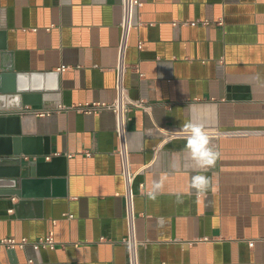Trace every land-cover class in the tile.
Instances as JSON below:
<instances>
[{
	"label": "crops",
	"instance_id": "crops-1",
	"mask_svg": "<svg viewBox=\"0 0 264 264\" xmlns=\"http://www.w3.org/2000/svg\"><path fill=\"white\" fill-rule=\"evenodd\" d=\"M121 1L0 0V67L27 73L28 105L51 113L25 129L63 157L20 209L0 196V237L53 235L56 248L2 249L0 264H128L115 115L57 109L115 98ZM140 2L126 84L152 105L129 122L141 264H264V0ZM189 124L245 133L210 137L217 159L201 168L188 137L166 138Z\"/></svg>",
	"mask_w": 264,
	"mask_h": 264
},
{
	"label": "built area",
	"instance_id": "built-area-1",
	"mask_svg": "<svg viewBox=\"0 0 264 264\" xmlns=\"http://www.w3.org/2000/svg\"><path fill=\"white\" fill-rule=\"evenodd\" d=\"M140 0H122V18L119 24L120 39L118 43V59L114 67L115 70V90L116 95L113 101H80L70 105L60 103L57 109L69 110L75 109L82 113L91 114L101 109H110L115 115V130L117 135L118 147L117 154L121 163V174L125 184V220H126V234L123 237V242L126 244L128 252V264H141L140 248L143 245L138 236L137 231V212L135 207V191L134 181L138 171L132 167L131 161V146L129 139V122L131 120L130 112L134 108H141L146 111L151 109V103L144 98H133L130 95L129 88L126 84V76L129 68L127 60L128 49L130 47V40L133 29L136 27L135 15L136 10L140 6ZM223 21H220L222 24ZM139 47H142V42H139ZM65 68V67H63ZM143 76V73H140ZM33 113L36 116H44L51 113V110L34 109L30 105H26L19 113ZM209 138H217L222 135H238L244 134L245 131L239 130H223L215 126L203 127ZM167 139L188 137L189 132L186 127L170 128L165 131ZM73 217V214H69ZM223 238V237H222ZM205 240H211L210 237H205ZM255 241H250V246H254ZM57 245L56 239L53 235H45L37 240L31 241L27 237L17 238L14 236L0 237V251L2 249H26L32 246L35 250L40 249H55ZM33 263V259L28 260V264Z\"/></svg>",
	"mask_w": 264,
	"mask_h": 264
},
{
	"label": "water",
	"instance_id": "water-1",
	"mask_svg": "<svg viewBox=\"0 0 264 264\" xmlns=\"http://www.w3.org/2000/svg\"><path fill=\"white\" fill-rule=\"evenodd\" d=\"M26 76L27 73H17L12 67H0V98L6 99L0 105L1 111L19 113L26 105L33 103L31 94L34 90L25 81ZM18 78L24 81L19 84ZM11 98L14 100L10 102ZM35 117L29 112L0 116V196H17L19 202L16 208L19 209L28 204L26 201L37 198L29 193L31 182L39 178H52L56 166L63 161L62 156L47 160L52 152L50 147L35 144L41 138L34 132L26 131V125ZM25 170L28 173L26 176Z\"/></svg>",
	"mask_w": 264,
	"mask_h": 264
},
{
	"label": "clouds",
	"instance_id": "clouds-1",
	"mask_svg": "<svg viewBox=\"0 0 264 264\" xmlns=\"http://www.w3.org/2000/svg\"><path fill=\"white\" fill-rule=\"evenodd\" d=\"M189 135L185 149L191 154L194 161L201 168L211 167L215 164L217 153L210 147V138L200 125H186ZM210 185V178L196 175L192 178V187L198 191L206 190ZM151 195V194H150Z\"/></svg>",
	"mask_w": 264,
	"mask_h": 264
}]
</instances>
